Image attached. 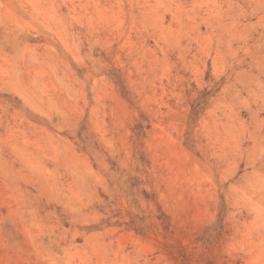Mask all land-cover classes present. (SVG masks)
Returning <instances> with one entry per match:
<instances>
[{
	"label": "rangeland",
	"instance_id": "374dc122",
	"mask_svg": "<svg viewBox=\"0 0 264 264\" xmlns=\"http://www.w3.org/2000/svg\"><path fill=\"white\" fill-rule=\"evenodd\" d=\"M0 264H264V0H0Z\"/></svg>",
	"mask_w": 264,
	"mask_h": 264
}]
</instances>
